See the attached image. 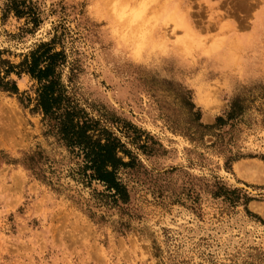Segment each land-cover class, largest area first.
<instances>
[{
  "label": "rangeland",
  "instance_id": "obj_1",
  "mask_svg": "<svg viewBox=\"0 0 264 264\" xmlns=\"http://www.w3.org/2000/svg\"><path fill=\"white\" fill-rule=\"evenodd\" d=\"M41 44L64 53L93 142L112 136L127 166L118 189L96 180L32 111L39 84L12 74L0 264H264V0H0V63Z\"/></svg>",
  "mask_w": 264,
  "mask_h": 264
},
{
  "label": "trees",
  "instance_id": "obj_2",
  "mask_svg": "<svg viewBox=\"0 0 264 264\" xmlns=\"http://www.w3.org/2000/svg\"><path fill=\"white\" fill-rule=\"evenodd\" d=\"M13 10L18 18L30 17L29 20L34 26H39L35 14L27 7L16 5ZM64 58V53L54 52L50 44H41L27 55L19 66L2 61L0 63V90L19 94L16 81L10 78L12 74L18 77L27 74L35 80L39 87L36 90L37 97L34 99L35 107L32 111L42 114L45 120L55 121L63 140L70 147L83 148L88 159L87 169L94 172L93 177L96 180L105 183L110 189H118L116 176L118 167L127 166L117 157V150L121 145L119 141L111 138L112 136L105 144H102L101 140L93 142L92 137L89 136L93 125L89 119L81 116V110L72 106L61 83L59 68L64 64ZM19 99L23 104L25 99L22 97ZM27 99L32 104V99ZM109 167L113 170L110 171Z\"/></svg>",
  "mask_w": 264,
  "mask_h": 264
},
{
  "label": "bare ground",
  "instance_id": "obj_3",
  "mask_svg": "<svg viewBox=\"0 0 264 264\" xmlns=\"http://www.w3.org/2000/svg\"><path fill=\"white\" fill-rule=\"evenodd\" d=\"M221 14V13H220ZM231 14V13H230ZM234 26V25H233ZM227 27V26H226Z\"/></svg>",
  "mask_w": 264,
  "mask_h": 264
}]
</instances>
